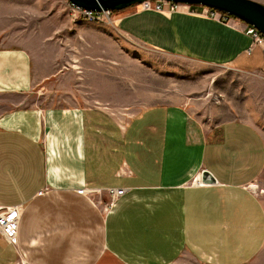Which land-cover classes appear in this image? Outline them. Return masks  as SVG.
<instances>
[{
  "label": "crops",
  "instance_id": "crops-1",
  "mask_svg": "<svg viewBox=\"0 0 264 264\" xmlns=\"http://www.w3.org/2000/svg\"><path fill=\"white\" fill-rule=\"evenodd\" d=\"M115 13V26L150 50L264 80L263 50L240 20ZM20 29L0 18V207L20 208L17 243L0 238V264H264V199L252 189L264 138L253 124L206 125L181 104L122 116L84 95L46 105L35 90L74 95L81 67L49 51L53 35L34 51ZM108 189L125 193L106 209Z\"/></svg>",
  "mask_w": 264,
  "mask_h": 264
},
{
  "label": "rangeland",
  "instance_id": "rangeland-1",
  "mask_svg": "<svg viewBox=\"0 0 264 264\" xmlns=\"http://www.w3.org/2000/svg\"><path fill=\"white\" fill-rule=\"evenodd\" d=\"M154 3L133 7L154 10ZM0 12L5 24L12 20L36 39L34 51H41L43 39L53 35L49 51L64 55L70 68L81 67V86L71 89L74 95L59 87L35 90L46 105L64 103L75 95L82 100L84 95L86 105L98 98L110 100L109 106L126 116L152 104H181L206 125L244 120L264 138V80L256 76L150 50L115 26V12L112 23L74 20L68 0H6ZM254 186L264 199V172Z\"/></svg>",
  "mask_w": 264,
  "mask_h": 264
},
{
  "label": "built area",
  "instance_id": "built-area-1",
  "mask_svg": "<svg viewBox=\"0 0 264 264\" xmlns=\"http://www.w3.org/2000/svg\"><path fill=\"white\" fill-rule=\"evenodd\" d=\"M149 2V1H147ZM154 10L158 12H169L178 13L182 9H186L188 13L204 15L210 17L211 19L217 20L224 24L229 23L232 20L231 16L226 13L219 12L217 10L203 7V6H191L184 4H175L167 1H154ZM146 3V2H145ZM144 4V3H143ZM71 10L73 11L74 20H81L88 23H112L113 11H101L93 12L87 11L85 9L76 7L70 3ZM245 34L249 36L254 45L259 46L263 50L264 54V36L253 26L245 24ZM201 184V183H200ZM92 195L98 194L97 191H90ZM107 193L110 197V202L107 207H111L113 203L124 195V189H108ZM0 238L5 239L8 243L16 245L17 243V233H18V221L20 217L19 207H0Z\"/></svg>",
  "mask_w": 264,
  "mask_h": 264
},
{
  "label": "water",
  "instance_id": "water-1",
  "mask_svg": "<svg viewBox=\"0 0 264 264\" xmlns=\"http://www.w3.org/2000/svg\"><path fill=\"white\" fill-rule=\"evenodd\" d=\"M76 7L87 11H123L147 1H167L175 4L203 6L226 13L234 19L255 27L264 36V5L254 0H68ZM204 183H216L208 171L202 173Z\"/></svg>",
  "mask_w": 264,
  "mask_h": 264
},
{
  "label": "bare ground",
  "instance_id": "bare-ground-1",
  "mask_svg": "<svg viewBox=\"0 0 264 264\" xmlns=\"http://www.w3.org/2000/svg\"><path fill=\"white\" fill-rule=\"evenodd\" d=\"M253 189V188H252ZM254 189H256V186H254ZM1 213V212H0Z\"/></svg>",
  "mask_w": 264,
  "mask_h": 264
}]
</instances>
